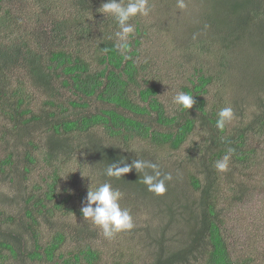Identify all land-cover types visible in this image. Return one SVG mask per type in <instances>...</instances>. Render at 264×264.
<instances>
[{
    "label": "trees",
    "instance_id": "16d2710c",
    "mask_svg": "<svg viewBox=\"0 0 264 264\" xmlns=\"http://www.w3.org/2000/svg\"><path fill=\"white\" fill-rule=\"evenodd\" d=\"M104 2L71 0V9L75 10L72 15L65 5L56 9V0H0V113L10 120L6 129L20 131L21 138L34 132L45 134L42 163L49 170L42 178L44 185L33 188L38 193L14 195L20 200L19 214L28 219L24 228H16L7 209L0 208V264L264 262H256L253 252L246 254L248 239L253 240L251 235L242 244L240 254L234 249L235 241L230 242L233 237L225 218L230 202L242 204L246 200L239 188L235 191L233 175L226 179L229 196L223 192L222 177L214 167L229 148L235 149L229 164L241 176L258 163L259 153L249 146V140L256 134L264 137V100L258 102L260 112L245 122L241 115L246 116L247 109H239L245 103L235 99L230 104L227 96L237 86L264 93V0H201L205 7L202 16H196V20L186 17L184 33L195 53L190 55L193 72L181 88L194 97L195 104L191 109L174 110L159 98V75L145 74L150 61L141 65L137 59L148 30L163 26L164 21L169 27V19L155 18L151 24L146 17L134 18L131 22L136 30L129 38L127 53L130 58L125 59L115 47V22L98 11ZM149 2L152 11L156 6H172L169 0ZM33 7L38 8L32 12ZM174 31L182 35L177 27L169 30L170 42ZM203 53L215 58V67L207 66L206 61L198 62L197 55ZM189 59L185 61L187 66ZM19 70L27 78H18L19 86L13 89L11 78H17L15 72ZM27 80L42 96H48L37 113L30 107L31 95L24 92ZM217 80L220 84L214 86ZM62 90L71 97L60 101ZM91 103H99V107L93 108ZM226 106L234 109L242 126L230 130L229 122L223 131L215 127L218 111ZM42 125L44 130H40ZM198 131L201 136L196 146L191 140ZM141 142L150 149L145 150ZM164 151H185L191 162H199L196 167L200 169L187 173L182 184L181 168L177 174L159 165L162 172L173 175L162 196L149 192L140 182L142 173L135 169L121 179L101 175L108 164L124 158L128 163L135 159L157 163L156 155ZM80 155L84 156L81 169L85 175L94 176L98 184L110 180L121 190L122 206L136 215L145 209L142 213L149 216L148 227L143 226L142 232L146 255L125 250L111 259L97 244L68 248L69 237L59 229L55 218L58 213L82 214L76 202L81 203L85 194L74 192L83 182L71 183L74 192L69 193L60 181L63 167ZM12 158L10 154L1 162V174H5L4 167L13 165ZM25 161L38 165L30 155ZM30 172L25 166L17 173L26 181L24 174ZM14 179L6 177L3 182ZM188 193L192 195L187 197ZM226 198L230 202L222 204ZM150 221L158 222L157 226L149 228ZM43 225L54 231L48 240L43 238ZM257 232L263 233L260 228Z\"/></svg>",
    "mask_w": 264,
    "mask_h": 264
},
{
    "label": "rangeland",
    "instance_id": "374dc122",
    "mask_svg": "<svg viewBox=\"0 0 264 264\" xmlns=\"http://www.w3.org/2000/svg\"><path fill=\"white\" fill-rule=\"evenodd\" d=\"M57 7L60 5H65L69 8L72 15L75 14V10L71 9V0H56ZM166 1V0H161ZM172 6H156L153 11L150 12L146 18L149 22H152L157 18V20L169 19V27L164 25L161 27L152 26L148 30V36L143 37V46L138 52V62L143 65L144 62H149L151 67H146L145 74L151 73V75H159V88L160 95L159 98L169 110L177 109L178 106L172 103V98L180 91H182L181 85L187 84V80L193 72V64L190 55L195 53V48L190 46V43L185 36V19L186 17L196 20V16L200 18L205 11V7L201 3V0H185L187 7L185 9H179L177 7V0H169ZM59 5V6H58ZM62 10L65 13L63 6ZM38 7H33L32 12L36 11ZM166 8H171L170 13ZM155 9H160L155 10ZM167 10V11H166ZM169 14L167 16L166 14ZM31 11L27 15H30ZM157 14V15H156ZM21 15V14H18ZM105 18V17H104ZM22 21V20H21ZM26 26V24H22ZM177 25V26H176ZM93 29L97 31V26L92 25ZM178 28L182 35H179L177 31H174V36L172 41H169L168 34L169 30ZM199 54V53H198ZM199 57L198 62L206 61L207 66L215 67V58L207 56L206 53L197 55ZM190 58V59H189ZM189 59V65L185 64V61ZM242 61L249 64L247 60L242 58ZM191 62V63H190ZM18 76L15 79L11 78V87L16 89L19 83L16 82L18 78L26 80V74L24 71L15 72ZM27 78V77H26ZM149 79H153L150 78ZM28 81V80H27ZM28 81H25L24 92L31 95V109L37 113L39 109L43 108V102L48 99V96H42L40 91L33 88ZM141 84L145 87L143 82ZM220 81H216L214 86H218ZM62 97L59 99L63 101L69 99L71 96L68 92L62 90ZM228 99L230 104H234L233 100H242L245 104L242 108L247 109L245 115H241L245 122L252 119L254 114H258L260 110L258 109L259 100H264V93L256 92L255 90H245L241 87H236L233 91L228 94ZM99 104V103H98ZM98 104H92L93 108H98ZM240 112V110H239ZM15 112L13 113V116ZM6 118H9L6 116ZM10 120H7L0 113V164L8 158V155L12 154V166L4 167V173H0V208H6L8 214L14 219L16 228L21 230L24 228L28 222V219L19 214V209L21 208L20 200L16 199L15 196L21 194L22 196L29 194L30 192L38 193L34 191L36 185L43 186L42 178L49 174V170L44 168L45 164L42 163V145L45 134L42 132H34L30 137H22L18 130L6 129L10 127ZM44 125L41 126L40 130H44ZM230 130H233L235 126H242L241 121L238 120L236 116L229 124ZM200 131H198L192 138L193 144L198 146L197 143L200 142ZM249 146L255 149L259 154L257 155V165L251 169L245 171L244 175L241 176L240 173L236 172V167L229 164V170L227 172H219L222 177L223 192L228 195V187L226 181L230 178V175L234 176V189H240L241 195L244 196L245 203L233 204L230 199L226 198L222 204H227L230 202L229 211L226 213V220L228 223V230L231 233L233 239L230 240L231 243L235 241L234 249L237 250V254H240L242 244H245L248 236L251 235L253 240L248 239L246 254L253 252L252 257L255 261H264V157L261 154L264 152V137L259 138L258 135L250 137ZM106 141V140H105ZM107 143V142H106ZM145 150H149V146L145 143H140ZM34 157L38 163L36 166L29 165L25 159L27 156ZM83 155H80L74 160L68 162L65 167H63L61 173V186L64 185L68 188L69 193H73L74 189L71 183L77 180L83 182V185L78 186V190L74 194L84 193L85 197L87 194L88 187H95L98 185L97 179L93 176H87L84 173V169H81V160ZM157 164L161 165L163 168L168 170V168L174 172L181 173L180 168L183 170L181 178L179 181L185 184V178L187 173H197L199 167H196L198 161L191 162L185 151H178L175 153L171 152H159L156 155ZM25 166L31 169V172L24 174L27 177L26 181H23L20 177L23 175L17 173L22 171ZM242 170V168H239ZM51 171V170H50ZM15 178L13 181L3 182V178ZM227 179V180H226ZM185 190L190 189L184 185H181ZM242 186V187H241ZM15 195V196H14ZM191 194H186L190 197ZM186 197V198H187ZM77 209L80 211L82 203H77ZM145 209H141L138 214H132L134 218L135 227L130 231H125L116 234L113 238L108 239L103 235V230L98 226L92 224L90 220H84L81 215L77 213L70 214L69 216H63L57 214L55 218L56 224L62 232H65L69 237L68 248L72 249L73 246H77V249L83 248L85 244H92L97 246L107 252V258L116 256L121 251H133L136 254L144 251L145 245L143 243V226L148 227L147 216L142 213ZM81 212V211H80ZM21 213V212H20ZM1 221V219H0ZM1 223V222H0ZM158 222L150 221L149 228L156 227ZM256 228V229H255ZM257 228H260L263 233H258ZM44 240H48L54 233L53 230H48L45 225L41 227ZM134 232V233H131ZM71 240V241H70ZM76 249V250H77ZM22 258V257H21ZM12 261H10V264ZM14 264H24L16 262ZM259 264H264L261 262Z\"/></svg>",
    "mask_w": 264,
    "mask_h": 264
},
{
    "label": "clouds",
    "instance_id": "9594fccd",
    "mask_svg": "<svg viewBox=\"0 0 264 264\" xmlns=\"http://www.w3.org/2000/svg\"><path fill=\"white\" fill-rule=\"evenodd\" d=\"M177 7L185 9V0H177ZM104 17H110L118 29L115 32L117 42L116 49L124 55L125 59L129 52V38L135 34V24L131 21L136 17H146L152 11L149 0H106L98 9ZM172 103L180 109H191L195 104L194 97L183 91L178 92ZM235 118L232 107H222L217 113L215 127L224 130L227 123ZM235 153L234 148L228 149V154L215 161L214 167L219 172L229 170L231 155ZM135 169L142 173L140 182L147 187L149 192L162 196L167 191L168 182L173 180L171 172H162L159 164L149 160L135 159L131 163L127 159H121L108 164L101 175L108 178L121 179L123 176ZM123 193L113 186L110 180L88 187L86 197L81 202L80 209L84 220H90L92 224L103 230L105 238L111 239L116 234L130 231L135 227L131 210L122 206Z\"/></svg>",
    "mask_w": 264,
    "mask_h": 264
}]
</instances>
